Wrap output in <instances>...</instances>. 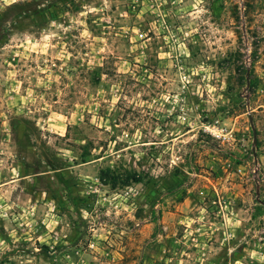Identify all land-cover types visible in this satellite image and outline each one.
<instances>
[{"label":"rangeland","instance_id":"obj_1","mask_svg":"<svg viewBox=\"0 0 264 264\" xmlns=\"http://www.w3.org/2000/svg\"><path fill=\"white\" fill-rule=\"evenodd\" d=\"M0 264H264V0H0Z\"/></svg>","mask_w":264,"mask_h":264},{"label":"trees","instance_id":"obj_2","mask_svg":"<svg viewBox=\"0 0 264 264\" xmlns=\"http://www.w3.org/2000/svg\"><path fill=\"white\" fill-rule=\"evenodd\" d=\"M47 9V7H44V9H42V10H40L39 12H41L42 13V15H45V10ZM49 17L51 18V19H55V18H57V14L56 13H51V15H49ZM101 179H102V177H101ZM131 179H133V180H135V181H140V179H134V178H131ZM115 182V181H114Z\"/></svg>","mask_w":264,"mask_h":264},{"label":"water","instance_id":"obj_3","mask_svg":"<svg viewBox=\"0 0 264 264\" xmlns=\"http://www.w3.org/2000/svg\"><path fill=\"white\" fill-rule=\"evenodd\" d=\"M249 120H250V124H251L252 130H253L254 142H255V140H256V129H255L254 125H253V119H252L251 115L249 116Z\"/></svg>","mask_w":264,"mask_h":264}]
</instances>
